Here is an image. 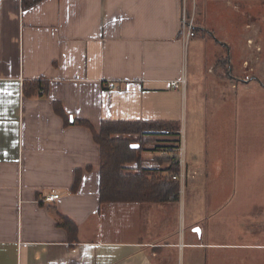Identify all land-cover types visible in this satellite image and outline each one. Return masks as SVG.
<instances>
[{
	"label": "crops",
	"instance_id": "crops-1",
	"mask_svg": "<svg viewBox=\"0 0 264 264\" xmlns=\"http://www.w3.org/2000/svg\"><path fill=\"white\" fill-rule=\"evenodd\" d=\"M211 1L219 21L210 28L198 6ZM236 1L42 0L24 9L22 0H0V264H176L171 251L180 244L181 195L221 172H212L201 157H188L181 139L185 176L178 180V200L101 201V153L93 132L102 120L120 119L174 120L182 132L190 94L187 9L197 37L206 43L211 35L214 46L238 51L234 64L218 62L237 78L232 99L241 103L248 82L236 75L247 72L248 58L258 59L264 34L249 53L248 18L242 22L241 16L238 21L231 16ZM222 25H233L234 31L225 37ZM180 78L185 80L180 86L168 85ZM26 79L45 82L27 96ZM203 82L210 87L208 80ZM146 138L143 156L151 161L166 154L161 145L173 136ZM125 168L132 171L135 165ZM52 190L60 196L46 200ZM65 218L75 226L65 224ZM122 228L138 235L107 237ZM192 232L195 237L182 242L193 250L185 264L201 258L202 243Z\"/></svg>",
	"mask_w": 264,
	"mask_h": 264
},
{
	"label": "rangeland",
	"instance_id": "rangeland-1",
	"mask_svg": "<svg viewBox=\"0 0 264 264\" xmlns=\"http://www.w3.org/2000/svg\"><path fill=\"white\" fill-rule=\"evenodd\" d=\"M240 1H236L239 4L236 3L238 7L232 10L231 16L237 21L241 16L242 22L248 18L246 34L250 39V53L264 34V0H244L245 4ZM215 7L213 1L198 6L199 16L204 17L210 28L217 26L219 21L213 12ZM226 11L228 13L229 9ZM192 23L187 9L190 94L180 135L187 146L188 157L190 153L201 157L211 165L212 172L220 171L221 174L209 179L207 185L198 186L197 190L188 192L186 188L182 193L178 216L180 228H176L180 244L171 252L176 264H185L188 251L193 250L183 246L182 242L194 236L193 230L202 243L201 258L196 264H264V86L261 85L264 84V48L257 52L258 59L248 58L247 72L241 75L235 72L248 82V90L242 89L241 103L236 104L237 98H232L237 89L231 85L235 77L228 76L218 61L230 59L234 64L240 59L238 51L234 48L229 51L221 44L214 46L211 35H208L211 44L205 43L192 31ZM232 27H220L225 37ZM238 41L233 42L235 47H238ZM209 60L214 73L208 69ZM256 74L259 80L255 79ZM224 76L231 79L230 84ZM204 80H208L210 87L205 86ZM196 86L198 91L194 90ZM221 99H226L225 104ZM141 220L143 227L145 217ZM131 231L122 228L120 233L110 232L107 237L127 240L138 235ZM140 234L144 232L141 230Z\"/></svg>",
	"mask_w": 264,
	"mask_h": 264
},
{
	"label": "trees",
	"instance_id": "trees-1",
	"mask_svg": "<svg viewBox=\"0 0 264 264\" xmlns=\"http://www.w3.org/2000/svg\"><path fill=\"white\" fill-rule=\"evenodd\" d=\"M40 1L42 0H22V6L27 9ZM44 82L41 79L24 80L23 94L31 96L40 91ZM56 108L63 112L59 104ZM66 121L68 122L67 119ZM78 122L89 127L85 120ZM180 129V123L174 120H102L100 129L93 132L101 153L100 200L156 203L178 200L180 182L173 179L171 173L177 172L179 167L176 156L171 152L181 141ZM166 130H169V133L166 134ZM148 134L173 136L161 145L165 147L166 154L156 156L151 161L143 156L150 139L146 138ZM153 161H158L156 166L152 165ZM125 164H134L135 170L125 168ZM64 222L75 226L67 218Z\"/></svg>",
	"mask_w": 264,
	"mask_h": 264
},
{
	"label": "built area",
	"instance_id": "built-area-1",
	"mask_svg": "<svg viewBox=\"0 0 264 264\" xmlns=\"http://www.w3.org/2000/svg\"><path fill=\"white\" fill-rule=\"evenodd\" d=\"M184 81L185 80L183 78L172 79L169 81L168 85L171 87H177V86H180L182 83H184ZM112 86L113 85L110 84V87H112ZM165 132L167 134V133H169V130H166ZM180 139H181V135H180ZM182 149H183V146H182V143L180 141V143H178V145L174 148L173 152H171V154L173 156H176L175 160L178 162V167H179L177 172L171 173L172 178L175 180L182 179L185 176L184 169H183L184 159L182 156ZM59 196H60L59 192H57L56 190H52V192L46 194L45 199L46 200H54L55 198H57Z\"/></svg>",
	"mask_w": 264,
	"mask_h": 264
},
{
	"label": "water",
	"instance_id": "water-1",
	"mask_svg": "<svg viewBox=\"0 0 264 264\" xmlns=\"http://www.w3.org/2000/svg\"><path fill=\"white\" fill-rule=\"evenodd\" d=\"M136 145V144H135Z\"/></svg>",
	"mask_w": 264,
	"mask_h": 264
}]
</instances>
